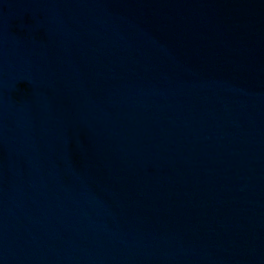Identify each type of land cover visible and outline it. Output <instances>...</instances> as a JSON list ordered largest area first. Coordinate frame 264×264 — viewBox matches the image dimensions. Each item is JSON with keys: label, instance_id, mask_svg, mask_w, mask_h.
Returning <instances> with one entry per match:
<instances>
[{"label": "water", "instance_id": "1", "mask_svg": "<svg viewBox=\"0 0 264 264\" xmlns=\"http://www.w3.org/2000/svg\"><path fill=\"white\" fill-rule=\"evenodd\" d=\"M0 264H264V0H0Z\"/></svg>", "mask_w": 264, "mask_h": 264}]
</instances>
